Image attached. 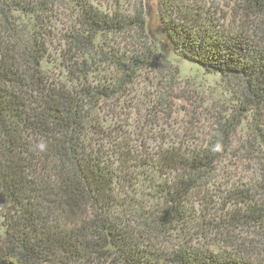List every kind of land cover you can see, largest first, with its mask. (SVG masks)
<instances>
[{"label":"trees","instance_id":"obj_1","mask_svg":"<svg viewBox=\"0 0 264 264\" xmlns=\"http://www.w3.org/2000/svg\"><path fill=\"white\" fill-rule=\"evenodd\" d=\"M230 2L159 0L175 59L240 84L169 132L143 0H0V264H264V0Z\"/></svg>","mask_w":264,"mask_h":264},{"label":"rangeland","instance_id":"obj_2","mask_svg":"<svg viewBox=\"0 0 264 264\" xmlns=\"http://www.w3.org/2000/svg\"><path fill=\"white\" fill-rule=\"evenodd\" d=\"M94 6L106 10L109 6L117 5L122 11H127L132 14V10L139 0H88ZM114 1V2H113ZM220 11H225L227 14L232 7L230 0H210ZM146 8V33L148 39L156 46V52L153 54L155 57L151 60L152 64L147 70H158L162 77L168 76L178 70L180 76L177 79L176 87L170 91L167 95L168 99L172 100L171 113L168 115L158 113L159 118L163 122H167L165 129L169 132H181L180 127L182 125L197 126L202 128L203 131H208L210 124L214 119L212 116L221 112L224 108V100L230 99L233 91H239L240 84L238 82L229 83L224 81L218 73H209L204 69L199 68L192 63L183 61L182 59L176 58L173 55L175 46L171 39L168 37L167 32L163 29V23H161L158 17L157 0H143ZM112 7V8H113ZM111 8V9H112ZM110 9V10H111ZM109 10V12H110ZM219 12V10H218ZM165 27V24H164ZM130 44V42H127ZM53 52V51H52ZM53 54V53H52ZM58 54V52L56 53ZM45 69H50V65L47 63L43 64ZM169 70V71H168ZM145 81V84L143 83ZM165 81V80H163ZM152 80L146 75H142L140 81L138 80L137 89L151 93L153 96L155 92L147 89L151 87ZM158 95V93H157ZM142 100V99H141ZM133 106L137 107L139 111L145 116H150V109L152 106L145 104H137V100H133ZM128 111L122 113L121 116H125ZM227 114L226 111L223 112ZM243 129V128H242ZM129 131V132H128ZM127 134H134L131 130H128ZM136 136V134H134ZM225 167L228 169L225 171L226 176L237 175L248 178L246 167L232 168ZM241 168V169H240Z\"/></svg>","mask_w":264,"mask_h":264},{"label":"water","instance_id":"obj_3","mask_svg":"<svg viewBox=\"0 0 264 264\" xmlns=\"http://www.w3.org/2000/svg\"><path fill=\"white\" fill-rule=\"evenodd\" d=\"M143 8H144V18H145V22H146V15H147V12H146V8L144 6V2H143ZM157 10H158V17L161 21V23H163V29L165 30V33H166V29L164 27V22H163V19H162V15H161V11H160V4H159V0H157ZM146 27V26H145Z\"/></svg>","mask_w":264,"mask_h":264}]
</instances>
